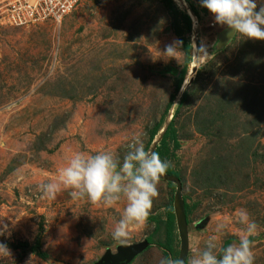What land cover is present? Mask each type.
<instances>
[{"label":"rangeland","instance_id":"1","mask_svg":"<svg viewBox=\"0 0 264 264\" xmlns=\"http://www.w3.org/2000/svg\"><path fill=\"white\" fill-rule=\"evenodd\" d=\"M10 1L0 0V8ZM172 1L186 11L184 0ZM190 2L201 20L187 38L206 45L209 55L198 61L192 49L187 74L192 65L196 72L172 118L180 147L169 161L179 180L162 177L150 216L164 221L181 192L191 208L189 259L218 222L228 225L221 245L238 243L244 226L236 211L244 209L258 225L251 237L255 264H264V41L231 33L220 43L226 29L200 0ZM172 21L163 0H81L60 25L0 21V230L7 226L0 242L11 250L0 264H98L139 244L126 264L164 257L152 222L131 227L127 244L113 239L124 202L93 204L63 187L46 199L37 186L59 182L76 153L109 151L122 160L134 135L149 150L185 65L182 49L178 61L162 55L178 40ZM222 156V178L211 181L201 168ZM175 245L179 251V235Z\"/></svg>","mask_w":264,"mask_h":264},{"label":"clouds","instance_id":"2","mask_svg":"<svg viewBox=\"0 0 264 264\" xmlns=\"http://www.w3.org/2000/svg\"><path fill=\"white\" fill-rule=\"evenodd\" d=\"M214 17V24L225 28L232 35L239 33L249 40L264 41V0H200ZM193 55L199 61L209 55L207 46L199 48L193 43ZM182 41L173 40L162 52L168 59H176L182 52ZM121 160L116 154L101 151L94 155L76 153L62 169L59 182H46L37 186L41 198L55 199L62 190L70 189L73 199L86 198L89 202L103 203L109 207L118 202L125 206L115 222L112 237L120 244L131 238V227H147L153 202L159 197V186L171 161L161 159L159 153L146 150L140 135H134ZM236 221L244 226L238 243L221 245L228 225L218 222L213 234L198 240L197 252L185 260L171 255L161 257L158 264H255L254 242L258 225L244 209L236 211ZM7 226L0 230L5 235ZM0 256H11L7 244L0 242Z\"/></svg>","mask_w":264,"mask_h":264},{"label":"trees","instance_id":"3","mask_svg":"<svg viewBox=\"0 0 264 264\" xmlns=\"http://www.w3.org/2000/svg\"><path fill=\"white\" fill-rule=\"evenodd\" d=\"M184 2L187 3L189 9L191 10L193 15L197 18L199 22L201 20L199 11L196 9V7H194L191 4L190 0H184ZM163 3L166 5L168 10L170 11V14L173 19L171 29L174 35L177 37V39L179 41H182V50L185 56V65H184V68L180 71L176 79L174 95L172 99L170 100V103L167 108V113H168L169 109L173 105V101L175 100L177 94H179V91L186 78L188 67L192 61L191 52H192L193 46H191L192 44L189 38H187V36H189L192 32L193 23H192L191 18L187 14V12L178 10L177 7H175V5L173 4L172 0H163ZM186 97H187V92L184 93L181 103L186 100ZM181 103L178 108L182 106ZM246 104H248V102ZM261 118H264V116L261 115ZM262 121L263 119L261 120V122ZM163 123H164V118L151 131L149 143L147 145L148 149L151 146L157 134L159 133V131L161 130ZM255 123L257 124H255L254 127H258L260 124L259 121ZM247 133H251V132L247 131ZM179 147H180V143L177 139L176 130L174 128V123L172 120L169 123L168 127L166 128L165 133L163 134L160 142L157 144L154 151L159 153L161 159L169 161L170 159L175 157V151H177ZM231 155L232 153H228L225 158H224L225 155L222 157H216L215 160L210 161L209 165L202 167L201 172L204 174L213 176L211 177V181H213V178L215 179V182L220 180L222 176H219L218 172H216V167H220L219 165L222 164L223 158L224 160H228V162L232 160ZM240 158L241 156L238 157V159ZM216 174H218L217 177L214 176ZM165 176L179 180V173H177L172 167L169 168ZM168 187L170 188L171 191L174 190V185L172 183H169ZM183 202H184V211H185L187 223L189 224L190 222L188 218H189V212L191 208H190V205L186 203L185 198H183ZM165 214H166V219L164 221L163 219H161V216H149L148 221L154 223L156 226V234L158 235L157 247L162 250L164 256L171 255L172 257L175 258V257H178L179 255V251L176 249V245H175L177 242L178 232H177V227L175 223L174 208L172 207V205L169 206Z\"/></svg>","mask_w":264,"mask_h":264},{"label":"built area","instance_id":"4","mask_svg":"<svg viewBox=\"0 0 264 264\" xmlns=\"http://www.w3.org/2000/svg\"><path fill=\"white\" fill-rule=\"evenodd\" d=\"M81 0H12L0 8V21L19 27L42 22L61 24Z\"/></svg>","mask_w":264,"mask_h":264},{"label":"water","instance_id":"5","mask_svg":"<svg viewBox=\"0 0 264 264\" xmlns=\"http://www.w3.org/2000/svg\"><path fill=\"white\" fill-rule=\"evenodd\" d=\"M187 14L189 15V17L192 20V23L194 22H198L197 18L193 15V13L191 12V10L189 9V7L187 6L186 9ZM195 18V19H194ZM193 26L192 25V30H193ZM231 36V32H225L222 33L220 36V43L223 42V39L226 37ZM192 55V53H191ZM192 81H190L187 85L186 88H184V84L185 81L179 91V94L177 96V99L174 103V105H172V108L170 109V112L168 114L167 120L164 124V126L162 127V129L159 131V133L157 134V136L155 137V139L153 140L149 150L154 151L157 144L160 142L163 134L166 131V128L168 127L169 123L172 121L173 115L175 113V111L178 109L179 104L181 103V100L184 96V93L186 92L188 86L191 84ZM174 208V214H175V223H176V227L178 230V235H179V241H180V249H179V255L178 257H182L185 260H187V254H188V231H187V219H186V215H185V211H184V202H183V197L181 195V192L179 190H177L176 194H175V204L173 206ZM144 247V245H134V246H130V247H122L117 254L115 255H111L110 253H107L105 257H103L98 264H126L127 262H129L130 260L133 259V257L135 256V254H137L142 248Z\"/></svg>","mask_w":264,"mask_h":264},{"label":"bare ground","instance_id":"6","mask_svg":"<svg viewBox=\"0 0 264 264\" xmlns=\"http://www.w3.org/2000/svg\"><path fill=\"white\" fill-rule=\"evenodd\" d=\"M195 72H196V66H195V65H192V66L190 67L189 72H188V74H187V77H186V79H185L184 88L187 87V85H188V83H189L190 81H193V76H194ZM188 87H189V86H188Z\"/></svg>","mask_w":264,"mask_h":264}]
</instances>
